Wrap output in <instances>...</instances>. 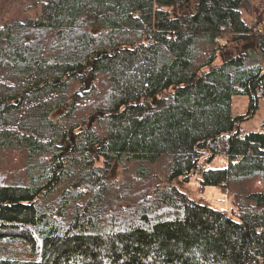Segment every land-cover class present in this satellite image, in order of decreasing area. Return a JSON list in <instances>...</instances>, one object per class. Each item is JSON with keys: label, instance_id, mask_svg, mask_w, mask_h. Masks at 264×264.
<instances>
[{"label": "trees", "instance_id": "1", "mask_svg": "<svg viewBox=\"0 0 264 264\" xmlns=\"http://www.w3.org/2000/svg\"><path fill=\"white\" fill-rule=\"evenodd\" d=\"M28 4L0 22V264H264V0Z\"/></svg>", "mask_w": 264, "mask_h": 264}, {"label": "rangeland", "instance_id": "2", "mask_svg": "<svg viewBox=\"0 0 264 264\" xmlns=\"http://www.w3.org/2000/svg\"><path fill=\"white\" fill-rule=\"evenodd\" d=\"M39 6L33 7L28 4V0H0V22L4 20L11 19H22L25 15L35 17L38 14ZM243 17L251 21L247 16L246 12H243ZM231 49L236 50V44L231 43ZM233 111L237 113H246L247 105L246 98L243 96L233 97ZM264 120V95L260 96L258 99V106L252 112L250 117L241 120L240 129L241 132H247L250 130H256L260 127L261 122ZM226 162L225 156L216 155L210 160L204 161L202 159L201 164L210 166H223ZM113 170L110 174L112 178L117 177L119 174V167H111ZM196 175H194L191 180L187 183H178V187L186 192L189 196L195 199L206 202L214 207L225 208L230 211L232 207V200L230 196L222 194L218 187L209 186L203 191H200L196 182ZM256 180L257 186H263L264 182H258Z\"/></svg>", "mask_w": 264, "mask_h": 264}, {"label": "water", "instance_id": "3", "mask_svg": "<svg viewBox=\"0 0 264 264\" xmlns=\"http://www.w3.org/2000/svg\"><path fill=\"white\" fill-rule=\"evenodd\" d=\"M78 73H79V74H84V73L86 74V71H84V70H80ZM90 81H91V77L89 76V77H87L86 80H85V87H88ZM97 114H101V112H97ZM94 118H95V116H94V115H91V116H90V119H89V123H91V122L94 120ZM89 150H90V151H93V147H90ZM59 157H60L61 159L64 158V157H66V152L62 151V152L59 154ZM112 171H113V170L111 169V172H112Z\"/></svg>", "mask_w": 264, "mask_h": 264}, {"label": "flooded vegetation", "instance_id": "4", "mask_svg": "<svg viewBox=\"0 0 264 264\" xmlns=\"http://www.w3.org/2000/svg\"><path fill=\"white\" fill-rule=\"evenodd\" d=\"M86 78H87V75L84 73V76H83V79H82V81L84 82V84H85V80H86ZM87 88V87H86Z\"/></svg>", "mask_w": 264, "mask_h": 264}, {"label": "built area", "instance_id": "5", "mask_svg": "<svg viewBox=\"0 0 264 264\" xmlns=\"http://www.w3.org/2000/svg\"><path fill=\"white\" fill-rule=\"evenodd\" d=\"M255 30H257V29L255 28ZM258 182H260V181H258Z\"/></svg>", "mask_w": 264, "mask_h": 264}]
</instances>
